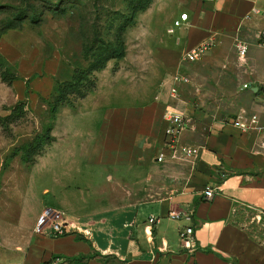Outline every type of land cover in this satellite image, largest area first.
<instances>
[{"label": "rangeland", "instance_id": "obj_1", "mask_svg": "<svg viewBox=\"0 0 264 264\" xmlns=\"http://www.w3.org/2000/svg\"><path fill=\"white\" fill-rule=\"evenodd\" d=\"M131 2L0 0V28L8 14L19 10L34 9L40 20L25 21L0 37V55L20 77L10 85L0 77V237L8 236L13 227L26 226L20 218L28 222L45 208L62 212L72 222L73 217L162 193L157 188L163 179L158 167L128 168L89 159L99 121L111 106L165 96L169 104L204 124L250 113L236 110L239 103L249 102L248 92L228 86L230 75L242 66L235 45L227 49L223 61L208 50L189 66L174 65L182 62L184 53L174 54L169 45L180 47L174 40L183 27H175L174 21L187 0H153L138 11L135 22L125 27L126 55L109 57L103 68L96 69L95 57L86 53L85 46H100L98 38L112 42ZM172 27L174 32L169 31ZM78 68L92 69L86 95H71L60 105L52 141L33 161L24 160L28 145L51 121L54 89ZM177 70L190 80L179 85L180 100L169 94Z\"/></svg>", "mask_w": 264, "mask_h": 264}, {"label": "crops", "instance_id": "obj_2", "mask_svg": "<svg viewBox=\"0 0 264 264\" xmlns=\"http://www.w3.org/2000/svg\"><path fill=\"white\" fill-rule=\"evenodd\" d=\"M185 6L189 17L174 40L180 47L169 45L171 52L185 53L209 40V51L223 61L237 40L246 42V57L229 74L228 86L249 93V102L239 103L236 110L258 113L264 120V45L258 37L264 28V0H187ZM254 6L260 12L250 15ZM182 64L190 62L174 65ZM167 104L162 96L107 108L88 152L93 162L160 168L163 179L157 188L162 193L73 217L72 222L66 218L74 230L62 236L36 232L41 212L28 222L20 218L26 226L0 237V264H68L69 258L82 254L93 256L70 264H264V153L259 134L243 132L236 124L246 114L206 124L195 117V128L184 131L180 141L199 146L198 156L193 161L169 156L158 162ZM206 185L217 188L212 198L203 196ZM171 208L193 211L192 220L170 217ZM188 226L193 228L194 250L185 248L180 238Z\"/></svg>", "mask_w": 264, "mask_h": 264}, {"label": "built area", "instance_id": "obj_3", "mask_svg": "<svg viewBox=\"0 0 264 264\" xmlns=\"http://www.w3.org/2000/svg\"><path fill=\"white\" fill-rule=\"evenodd\" d=\"M259 12V8L254 6L250 15ZM188 17V13H181L180 18L174 21V26H180L181 22L188 20ZM175 27L170 28L169 31L174 32ZM258 37L260 39V45H264V28L260 31ZM211 46V41H203L196 47L187 50L183 55V60L188 62L196 61L208 50H210ZM235 48L238 56L243 60L246 57L248 51L247 43L242 40H237L235 43ZM189 81L190 80L187 76L182 74L180 71H177L172 76V83L169 89L170 96L175 100H180L179 85L181 83H188ZM247 86V84H244V87ZM163 121L166 123L163 134V146L157 154L156 160L158 162H165L170 156V158L193 161L198 156L200 147L181 143L180 141V136L184 131L193 129L196 126V118L193 116V114H190L186 110L177 109L172 104L168 103L163 113ZM235 122L243 132L253 130L257 131L260 136V151L264 153V120L261 119L260 115L258 113H249L242 119H236ZM216 191L217 188L215 186L206 185L203 190V196L206 199L212 198ZM169 216L174 219L185 218L187 220H192L193 211L171 208L169 211ZM149 220L153 222L155 217L151 216ZM35 230L38 233H45L48 230L53 236H62L73 232L74 229L69 225V222L62 212L52 208H45L38 219ZM75 230H77L79 233H83L84 235H90L89 230L80 228H76ZM192 234V226H188L184 230L180 231V238L183 242V246L190 250H194L197 247L196 241L193 239ZM9 264L21 263L14 262ZM56 264L58 263L56 262Z\"/></svg>", "mask_w": 264, "mask_h": 264}, {"label": "trees", "instance_id": "obj_4", "mask_svg": "<svg viewBox=\"0 0 264 264\" xmlns=\"http://www.w3.org/2000/svg\"><path fill=\"white\" fill-rule=\"evenodd\" d=\"M152 1L153 0H132L130 3V11L128 13L121 14L124 24L122 27L118 28L112 42L106 41L104 38H98L97 40L98 43L100 42V46H85L86 53L95 57L94 65H96V69L103 68L109 57L122 59L126 55L124 38L125 27L127 24H133L135 22L136 13L140 10L148 8ZM25 21H29L31 23L39 22L40 20L38 19L37 11L33 9L32 11L27 10L26 13H23L19 10L15 14H8V16L2 20L3 25L0 28V37H2V35H4L8 30L20 27L25 23ZM91 71L92 69L78 68L69 80L60 83L59 86L54 89L55 92H57V96L55 101L49 104L51 121L44 127L43 131L32 140L30 145H28L22 155L24 160L33 161L34 155L42 149L45 144L52 141L53 121L56 118L60 105L64 102H68L71 95L77 94L80 97H84L86 95V91L84 90L86 87L85 83L87 82L88 75ZM0 77L3 82L9 85L20 79L19 75L12 70L8 61L2 55H0ZM16 108L17 106L13 107L12 113L16 111ZM92 256L93 254L73 256L69 258L68 264Z\"/></svg>", "mask_w": 264, "mask_h": 264}]
</instances>
